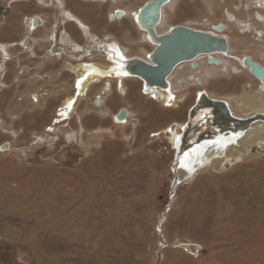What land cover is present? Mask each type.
Returning <instances> with one entry per match:
<instances>
[{
	"label": "rangeland",
	"instance_id": "374dc122",
	"mask_svg": "<svg viewBox=\"0 0 264 264\" xmlns=\"http://www.w3.org/2000/svg\"><path fill=\"white\" fill-rule=\"evenodd\" d=\"M38 1L13 0V15L0 19V264H264V146L234 162L205 164L178 183L179 151L167 130L185 123L184 147L200 139L194 107L202 88L235 99L259 92L242 59L264 65V0H175L166 10L170 26L224 24L233 47L228 69L213 70L205 87H190L187 103L165 108L139 80L126 81L121 95L113 81L111 93L97 84L61 123L57 111L75 81L65 65L77 62L68 47L61 57L50 52L54 9ZM66 1L93 39L73 23L62 28L85 51L98 53L108 41L128 55L152 50L130 18L112 14L143 0ZM23 12L43 13L47 23L34 34L37 55L15 45L29 35ZM122 109L131 112L124 124L114 117Z\"/></svg>",
	"mask_w": 264,
	"mask_h": 264
},
{
	"label": "bare ground",
	"instance_id": "6f19581e",
	"mask_svg": "<svg viewBox=\"0 0 264 264\" xmlns=\"http://www.w3.org/2000/svg\"><path fill=\"white\" fill-rule=\"evenodd\" d=\"M157 3V0H143V4L137 9L129 10L118 8L112 13L114 19L117 20L130 18L141 33L142 43L152 47L151 51H145L142 49L141 56L128 55L129 51L116 41H108L99 46L100 52L98 53L97 51H85V47L83 48L79 44H76L68 34H66V38H63L62 36L60 40L61 45L55 38L54 30L50 32L48 38L51 39L52 37L51 44H58L62 47L61 52H54L53 50L50 52L54 56L61 57L63 53L67 52L68 47L73 53V55L70 54V57L77 62L76 64L66 62L65 68L75 75L73 85L74 95L67 97L63 101L57 111L58 116L56 123L70 120L75 113L78 103L83 100L84 97L89 95L90 90L97 84L103 83V95L106 96L108 93L112 92V82L116 81L120 84L118 87V91H120L119 93L121 95H126L125 82L129 80H139L144 86L145 94H148L149 97H152L154 100L165 102V108L171 109L178 107L179 102L187 103V101H189V98L192 97L191 88L195 89L200 86L205 87L206 80L211 77L213 70L217 71L227 68V57L232 55L233 47L229 36L226 34L227 27L224 24H222L224 27L223 30H219L218 26L221 24L212 26L210 30L196 29L191 26V22L185 25L170 26L165 24V12L169 8L172 9L175 0H167L160 5L159 18L157 20L156 16H154L156 15V12L154 14V9L151 11V14H147L148 16L146 18L141 17L140 10L142 8L146 7L148 4L156 5ZM37 17H39L40 20L36 23H39V26H41L40 29H43L47 23L40 15H37ZM67 20L70 23L74 22L73 24L77 23L82 28L83 34L87 38L93 39L91 30H89V27L85 25L78 16L71 12H67ZM33 21H36V19L34 20L32 18L29 20L30 25L27 30L29 35L24 38L27 39L26 44L29 48L28 51L30 52L34 51L32 35L36 32V26L33 27ZM179 26L195 31L210 33L216 37H223L228 41L229 50L225 53L200 55L192 61H186L179 64L168 76V84L164 88L146 86L145 81L134 74L132 70V62L143 61L152 64L151 58L159 46L157 37L165 36L169 34L173 28ZM151 28H153V30ZM1 48L3 49V53L5 54L4 57L6 59L9 57L8 49L10 47L8 45H2ZM81 51L83 52L82 54L80 53ZM96 54L103 59L105 64L85 60V57L89 56L90 59H92L91 57L94 55L97 56ZM209 58L219 60L220 64L215 65L214 63H210ZM247 58L242 59L243 66L250 71L253 78L259 83V92L257 94H253L252 96H240L235 99L218 96L214 92L202 88L197 96L198 103L194 107L200 112L198 116L201 120L200 125H198L203 129L201 133L202 138L200 137L196 142H191L189 146L184 147L183 145L186 143V140H188V133L186 131L187 126L185 123L174 122L168 126L167 130L169 133V139L179 151L177 156L178 163L175 167L178 183H181L184 179L191 176L196 169L205 166V164L211 163L213 167L224 161L234 162L244 156L245 150L249 151L252 147L258 149L264 146V84L253 74L251 68L245 65L244 60ZM249 59L264 69V65L260 62H257L252 58ZM201 61H203L204 64L202 65L204 66L200 65ZM0 69H2V67ZM178 88L184 90L183 93H181ZM104 96L100 95L98 98L100 106L102 105ZM32 99L35 103L40 102L38 95H33ZM219 101L224 102L227 105V112L218 109L215 103H213ZM237 103L241 109L236 106ZM123 110L126 111V117L123 120L118 118V114L121 111L114 115L115 120L121 124L127 123L131 116L130 111L127 109Z\"/></svg>",
	"mask_w": 264,
	"mask_h": 264
},
{
	"label": "water",
	"instance_id": "95a60500",
	"mask_svg": "<svg viewBox=\"0 0 264 264\" xmlns=\"http://www.w3.org/2000/svg\"><path fill=\"white\" fill-rule=\"evenodd\" d=\"M165 1L167 0H157L158 3L156 5H146V7L140 10L141 17L146 18L148 16L147 14H151V11L154 9V14L156 12L154 16H156L157 20L159 18V7ZM218 27L219 30L224 29L222 25ZM151 29L153 30V28ZM157 39L159 41V46L151 58L152 64L143 61L132 62L134 74L143 79L146 86L149 87L164 88L168 84V76L176 66L183 62L192 61L200 55L225 53L229 50V44L225 38L216 37L210 33L195 31L181 26L173 28L169 34L157 37ZM209 62L215 65L220 64L219 60L212 58H209ZM244 63L251 68L253 74L264 84V69L249 58L245 59ZM213 103H215L218 109L227 112L228 108L224 102L219 101ZM125 117L126 111L122 109L118 114V118L123 120ZM7 148L8 145L3 146V149Z\"/></svg>",
	"mask_w": 264,
	"mask_h": 264
},
{
	"label": "flooded vegetation",
	"instance_id": "af4514ba",
	"mask_svg": "<svg viewBox=\"0 0 264 264\" xmlns=\"http://www.w3.org/2000/svg\"><path fill=\"white\" fill-rule=\"evenodd\" d=\"M33 1H34V3H36L37 6L41 5L38 0H14V2H16V3H23V2H31L32 3ZM43 1L46 3V4L44 3L45 7L49 8L51 10L54 9V12L52 13V15H54L55 20H54V22H52L50 30H54L55 38L58 40V43H60V40H61L62 36L67 33V32H65V29H63V28H66L68 23H70L67 20V12H70L66 8L67 7V1L66 0H43ZM14 2H13V0L11 2H9V0H5V1L0 0V19H6V18H9L10 16L13 15V13L15 12L14 11L15 9H14L13 5H15V4H12V3H14ZM56 6L59 9V11L56 10ZM23 14H24L23 21H26L27 30H28V26L30 25L29 20L32 19V18L34 20L36 19V21H33L34 22L33 27L36 26V28H35L36 32L33 33V38L32 39H33V42H34L33 50H34V53L37 55L35 49L38 46V43L40 42V39H39L40 36H35L34 34L39 32V30H41L40 29L41 26H39V23L38 24L36 23L38 20H40L39 17H37V15H42L44 17V14L43 13L25 14L23 12L20 15H23ZM61 14H62V17H61L62 19L61 18L59 19ZM75 24H76V26H78L80 28V30H82V28L77 23H75ZM62 26H63V28H62ZM0 27H1V30H2L1 24H0ZM1 30H0V32H1ZM67 34L70 35L69 33H67ZM24 38H25V36L23 37V39L18 44H15V45L16 46L17 45L20 46L22 48V50H25V51H27L28 53L31 54V52L28 51L29 48H28V46L26 44V40L27 39H24ZM3 45H5V44H3ZM8 45L11 46L12 44L8 43ZM61 45L53 44L51 46V50H53L54 52H61L62 51ZM1 53H3V49L2 48H1ZM80 53L82 54L83 52L81 51Z\"/></svg>",
	"mask_w": 264,
	"mask_h": 264
}]
</instances>
